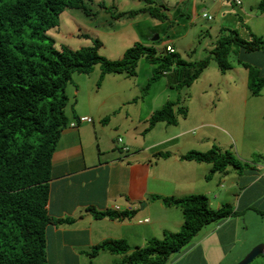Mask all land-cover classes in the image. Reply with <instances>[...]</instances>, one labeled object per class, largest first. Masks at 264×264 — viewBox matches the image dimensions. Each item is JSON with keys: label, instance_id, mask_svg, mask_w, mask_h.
Listing matches in <instances>:
<instances>
[{"label": "crops", "instance_id": "1", "mask_svg": "<svg viewBox=\"0 0 264 264\" xmlns=\"http://www.w3.org/2000/svg\"><path fill=\"white\" fill-rule=\"evenodd\" d=\"M220 1L211 2L214 13L213 18L209 19L219 18L216 22V41L224 30L238 32L240 25L249 28L246 33L248 37L243 38L249 39L251 32L264 37V12L258 9L248 11L245 0L240 6L227 0ZM207 3L204 0H158L156 4L167 15L163 21L169 23L168 29L174 37L161 39L165 31L168 34V29L163 28L159 30L161 34L145 44L154 46L158 51L172 46L183 58L195 61L198 45L195 39L190 40L187 19L193 22L201 6V10H207ZM186 11L192 15L186 14ZM138 15L148 17L150 14L143 12ZM125 18L132 20L130 17ZM216 41L207 46L209 49L204 48L211 51ZM178 42L180 44L176 45ZM253 52V63L264 74V52ZM234 68L233 65L231 69ZM245 69L248 73V69ZM108 77L117 82L119 79L131 80L134 76L111 73L107 74L106 79ZM170 79L167 88L175 85V77ZM159 81L153 85L159 84ZM134 96L122 101L118 113L125 111L127 105L137 106L145 102V98L136 100L139 96ZM102 102L105 103L106 99ZM155 110L156 107H152L144 116H134L128 111L119 119L108 117L100 110L99 113H91L75 108L73 115L69 116V125L61 134L52 160L48 210L51 216L62 222L47 227L48 264H128L125 261L126 254L101 250L92 257L89 253L96 245L109 239H124L134 249L144 247L151 238L162 237L164 231H178L184 221L178 218V211L182 210L164 205L156 196L183 197L203 193L208 196L214 209L229 203L237 213L219 221L215 228L212 226L207 229V234L202 233V229L185 250L172 256L169 264H221L226 254L232 251L233 243L239 240L235 239L237 226L245 223L238 218L240 212L246 215L244 220L248 215L253 219L260 215L254 211L247 214L254 207L264 212V161L251 158V154L248 157L243 155L242 160L249 165L243 166L241 170L228 166L218 174L219 177L223 175V180L217 182L213 178L212 163L182 159V155L189 151H208L213 148L214 132L209 134L207 131L195 140L187 138L185 136L191 128L181 130L180 121L175 125L159 122L146 131L148 120ZM189 115L190 109L187 117ZM81 116L91 117L92 122H81ZM211 124L202 120L197 126ZM118 131L127 136L124 142L129 146L128 151L123 150L118 143L121 137ZM152 135L155 140L149 141ZM199 142L201 147L197 145ZM165 152H169L170 156L162 157L161 154ZM237 152L240 154L238 148ZM255 152L260 154L264 151ZM210 174L211 178H208ZM90 209L100 212L112 210L118 216H95ZM258 243L264 244V235L248 246ZM225 248L227 253L223 255ZM249 248L240 245L238 252L235 251L231 256L232 264L238 262L237 258L241 256L242 259Z\"/></svg>", "mask_w": 264, "mask_h": 264}, {"label": "trees", "instance_id": "2", "mask_svg": "<svg viewBox=\"0 0 264 264\" xmlns=\"http://www.w3.org/2000/svg\"><path fill=\"white\" fill-rule=\"evenodd\" d=\"M141 1L149 6L113 12L112 17L134 18L147 12L159 20L167 18L154 0ZM94 2L0 0V264H48L47 227L62 222L48 210L52 160L61 134L69 125L67 87L76 73H90L100 64L102 77L111 73L136 76L139 60L146 57L155 68L145 88L149 89L168 75L175 77V85L183 87L191 86L212 58L225 72L233 67L229 56L238 48L264 51L263 36L251 32L246 39L236 30H224L210 55L197 62L183 58L176 51L170 52L167 48L158 51L139 41L117 60L100 54L99 40L78 49L58 44L49 31L59 26L61 15L67 10H81L90 16V5ZM102 3L100 6L106 9ZM258 9L264 12V2ZM237 62L248 69V86L253 95H259L264 88L261 69ZM179 105V100H169L155 110L146 131L159 122L177 124V112L188 115V110H181ZM161 156H170V153ZM182 159L212 163V173L224 171L228 166L240 170L244 166L231 151H221L217 146L208 151H189ZM156 198L168 207L182 210L184 221L180 230L164 231L162 237L151 238L144 247L134 249L124 239L105 240L93 248L90 256L106 250L126 254L128 264H169L172 256L184 250L207 224L236 213L229 203L214 209L203 193ZM90 210L95 216H118L112 210Z\"/></svg>", "mask_w": 264, "mask_h": 264}, {"label": "rangeland", "instance_id": "3", "mask_svg": "<svg viewBox=\"0 0 264 264\" xmlns=\"http://www.w3.org/2000/svg\"><path fill=\"white\" fill-rule=\"evenodd\" d=\"M154 1L158 3V0ZM204 1L208 2L207 10H201L203 7L201 6L199 14L193 22L186 18L188 20L187 30H190L191 34L190 40L195 39L196 45H198L196 56L194 55L196 62L210 55V50L208 51L204 47L209 49L207 46L209 44L212 45L211 43L216 41V36L218 35L216 22L219 21V18L216 17L215 20L204 18V13L210 15L214 13L211 7L213 0ZM102 2L107 7L106 9L103 5L100 6ZM218 2L221 1L219 0ZM263 2L264 0H245V7L248 11H254L252 9H258ZM90 6L92 8L90 16H87L81 10H67L61 15L59 26L49 31V34L58 44L78 49L93 45L95 40H99L102 44L99 50L100 54L109 59L117 60L122 58L125 51L137 41L145 44L146 41L148 42L158 34H161L159 30L168 29L169 27V23L167 24L166 21L154 19L150 15H147L148 17L137 15L132 20L125 17L120 19L111 18L113 12L139 10L143 7H148L149 4L145 1L95 0ZM158 6L161 8L160 5ZM189 13L192 15L191 12ZM189 13L186 11V14ZM212 24L215 25L213 28H211ZM248 31L249 28L247 26H238V32L241 37H248L246 35ZM167 33L165 31L164 34H161V39L174 37L170 29L167 30ZM179 44L178 42L176 45ZM260 51L264 52L263 50ZM253 53V51L248 52L242 50L241 47L238 48L236 52L231 53L229 56V61L235 68L225 72L219 68L216 60L212 58L210 65L206 69L207 71L204 70L191 86L183 87L172 84L167 88L166 84L172 78V75H168L163 76L159 84L153 85V83L149 89L145 88L155 68V64L147 61L146 57H142L139 60L136 68L137 75L132 77L131 80L119 79L116 82L110 77L106 79L107 75L102 77V66L98 64L90 73H76L74 75L73 82L67 87L69 102L66 107V114L70 118L69 116L73 115L76 108L77 110H87L91 113H96L100 110L108 114V117L111 116L113 118L115 116L119 119L122 118L121 116H125L128 111L134 116H144L152 107L158 109L162 107L165 101H177L176 99L179 97L181 110L184 108L189 111L190 109L189 117L177 112L181 130L185 127L191 128L185 137L195 140L204 136L207 131L209 134L214 132L215 146L219 147L221 151H231L243 162L244 166H248L249 163H245L242 160L243 155L248 157L251 154V158L264 161V152L260 154L258 152L254 153L255 150L264 151V88L259 95H253L248 86V73L245 66L237 64V61H242L258 67L253 63L255 61ZM134 95L139 96L136 100L145 98V102L137 106L134 104L127 105L125 111L118 113L122 107V101L128 98L132 99V97H135ZM103 99H106L105 103L102 102ZM133 109H136V111ZM202 120H207L213 124H211L212 126H207L208 124L206 126H197ZM118 133L126 142L127 136L121 131H118ZM135 135L133 134V136ZM153 137L154 135L149 137L148 140H155ZM123 144L120 143L121 146ZM197 145L198 147L202 146L201 142ZM237 148L240 150V154L237 152ZM219 173L221 172H215L213 177L217 182L223 180V175L219 177ZM253 211L260 215L254 219L248 215L245 220L246 215L240 212L241 215L238 218L245 223H239L237 226L235 239L239 240L233 243L230 253L226 252V248L223 250V255L227 253V257L223 259L221 264H232L231 256L234 255L235 251L238 252L240 245H244L247 249L251 247L249 248L250 252L255 246L261 244L248 246L259 236L264 235V212L254 207L247 214H251ZM178 212V218L180 219L181 217L184 220L182 212ZM217 223L220 222L214 221L207 224L203 228L202 233L207 234L209 232L207 229L212 226L215 228ZM178 229L180 230V228ZM219 252H217V255ZM241 257L237 258L238 262L244 258L241 259ZM251 264H264V254L256 257Z\"/></svg>", "mask_w": 264, "mask_h": 264}, {"label": "built area", "instance_id": "4", "mask_svg": "<svg viewBox=\"0 0 264 264\" xmlns=\"http://www.w3.org/2000/svg\"><path fill=\"white\" fill-rule=\"evenodd\" d=\"M215 1H219V0H215ZM227 1L230 2V3H233V4H235V5H238V6H240V5L243 4V0H227ZM204 17H205V18H208V19H212V18H213V16L210 15V14H208V13H204ZM166 48H167V50L170 51V52H174V51H175V49H174L172 46H167ZM80 121H81V122H92V118L89 117V116H81V117H80ZM123 142H124V139H123L122 137H119V138H118V143H119V144H120V143L123 144ZM122 148H123V150H125V151H128V150H129V146L126 145V144H123V145H122ZM146 221H147V220H146Z\"/></svg>", "mask_w": 264, "mask_h": 264}, {"label": "water", "instance_id": "5", "mask_svg": "<svg viewBox=\"0 0 264 264\" xmlns=\"http://www.w3.org/2000/svg\"><path fill=\"white\" fill-rule=\"evenodd\" d=\"M264 254V244H258L247 255L236 264H251L259 255Z\"/></svg>", "mask_w": 264, "mask_h": 264}]
</instances>
